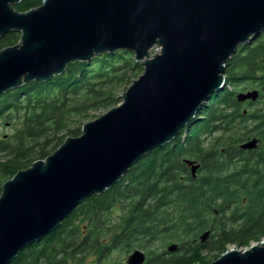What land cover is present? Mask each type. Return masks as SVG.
Instances as JSON below:
<instances>
[{"label": "water", "instance_id": "95a60500", "mask_svg": "<svg viewBox=\"0 0 264 264\" xmlns=\"http://www.w3.org/2000/svg\"><path fill=\"white\" fill-rule=\"evenodd\" d=\"M21 1L0 0V37L20 35L0 50V95L48 82L72 62L103 53L132 52L143 72L119 104L82 124L78 137H67L2 185L0 264H10L82 200L111 189L148 153L173 141L223 88L225 64L238 47L264 31V0H42L19 12L14 5ZM258 98L257 89L237 94L239 103ZM258 143L253 138L239 147L251 151ZM185 164L196 177L200 165ZM177 249L170 244L167 252ZM145 262L138 249L125 261ZM208 264H264V241L226 250Z\"/></svg>", "mask_w": 264, "mask_h": 264}, {"label": "trees", "instance_id": "16d2710c", "mask_svg": "<svg viewBox=\"0 0 264 264\" xmlns=\"http://www.w3.org/2000/svg\"><path fill=\"white\" fill-rule=\"evenodd\" d=\"M41 3L22 0L14 8L26 12ZM19 36L0 37V50L16 45ZM142 71L132 52L103 53L72 62L48 82L1 94L0 125L16 127L0 138V193L16 172L81 134L79 125L71 126L73 117L116 106L122 100L118 90ZM224 77L223 88L173 141L139 160L111 189L82 200L10 264H113L115 254L128 256L137 248L146 250L144 264H196L204 252L222 254L229 245L264 239V111H250L264 101V31L238 47ZM241 86L257 89L258 101L239 103ZM253 138L260 143L256 149H240ZM185 160L200 165L196 177ZM155 243H177L178 249L149 250Z\"/></svg>", "mask_w": 264, "mask_h": 264}, {"label": "rangeland", "instance_id": "374dc122", "mask_svg": "<svg viewBox=\"0 0 264 264\" xmlns=\"http://www.w3.org/2000/svg\"><path fill=\"white\" fill-rule=\"evenodd\" d=\"M156 52H155V50H151L150 51V55H153V54H155ZM232 59V58H231ZM230 59V60H231ZM229 60V61H230ZM228 61V62H229ZM141 64V63H140ZM143 68V67H142ZM143 72V71H142ZM142 72H141V74H142ZM141 74H139V75H141ZM138 78V76L137 77H135L133 80H135V79H137ZM132 80V81H133ZM132 81H131V83H132ZM130 83V84H131ZM129 84V85H130ZM129 85H127V88H128V86ZM126 88V89H127ZM243 87L241 86V87H239V92H247V91H250V90H253V89H255V88H253V87H248L247 88V90L246 89H242ZM125 89V90H126ZM231 90L233 89L232 87L230 88ZM125 90H123V88H120L119 90H118V97H122V94L125 92ZM259 99V98H258ZM258 101V100H257ZM256 101V102H257ZM121 102V101H120ZM119 102V103H120ZM118 103V104H119ZM110 109V108H109ZM109 109H107V110H105V109H99V110H90V111H88V113H86V115H84V116H82V117H73V119L71 120V126L72 127H77V125H79L80 126V128H81V126H82V124H84V123H86V122H89V121H92V120H94V119H96V118H98L100 115H102L103 113H105L106 111H108ZM257 109H259L260 111H264V101L263 102H261V103H258V104H256L255 106H253L252 108H250V111H254V110H257ZM247 111V110H246ZM15 127H16V123H11V124H9V123H7L6 125L4 124H1L0 125V138H2V139H5L6 137H8V136H10L12 133H13V131H14V129H15ZM210 141V140H209ZM208 141V142H209ZM246 142V141H245ZM242 143H244V142H242ZM241 144V143H240ZM258 145H260V143H258ZM52 153V152H51ZM50 153V154H51ZM261 241H264V239H262V240H260L259 242H261ZM259 242H252L251 244H255V243H259ZM172 244H177V243H172ZM250 244V245H251ZM169 245V244H168ZM249 245V246H250ZM249 246H247V247H236V246H233V245H229V246H227V250H229V249H231V248H233V249H236V250H238V251H240V252H242L244 249H248L249 248ZM138 250H141L142 252H144L145 253V255H146V250L145 249H139V248H137ZM148 249L150 250V249H154V250H158V251H161V250H165V251H167V245H160V244H157V243H155L153 246H149L148 247ZM221 254H219L218 252H204L203 254H201V262H199V263H196V264H208V263H210V262H212V261H214V260H216L217 258H219V256H220ZM126 258H127V255H123V256H117L116 254L114 255V257H113V264H126L125 263V261H126ZM87 264H93V262H91V261H89Z\"/></svg>", "mask_w": 264, "mask_h": 264}, {"label": "bare ground", "instance_id": "6f19581e", "mask_svg": "<svg viewBox=\"0 0 264 264\" xmlns=\"http://www.w3.org/2000/svg\"><path fill=\"white\" fill-rule=\"evenodd\" d=\"M242 45H243V44H242ZM235 54H236V53H235ZM235 54H234V55H235ZM234 55H233V56H234ZM227 63H228V62H227ZM225 65H226V64H225ZM248 125H249V124H248ZM148 154H149V153H148Z\"/></svg>", "mask_w": 264, "mask_h": 264}]
</instances>
